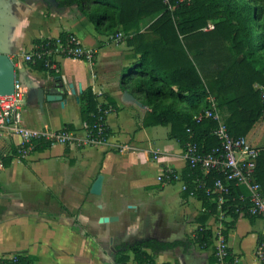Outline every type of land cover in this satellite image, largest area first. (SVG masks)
<instances>
[{"label":"crops","instance_id":"0c3cea01","mask_svg":"<svg viewBox=\"0 0 264 264\" xmlns=\"http://www.w3.org/2000/svg\"><path fill=\"white\" fill-rule=\"evenodd\" d=\"M149 22H141V31ZM63 32L92 49V60L58 56V72L25 60L37 40L58 39ZM0 53L14 61L23 77L19 86L30 92L22 112L26 127L58 130L72 125L83 136L80 96L88 88L99 103L114 105L105 117L108 137L88 145L49 144L19 157L18 136L0 129V260L26 256L35 264H137L130 245L156 240L177 244L158 251L147 248L155 264H216L214 239L200 246L194 232L205 225L214 235L231 217L205 210L199 198L185 194L182 146L169 137V126L146 125L148 107L121 88L123 73L139 57L125 38L100 34L76 6L0 0ZM53 86L66 102L46 100L41 110L34 90ZM98 175L101 190L93 194ZM163 175L167 177L161 181ZM239 187L248 197L247 188ZM102 216L116 220L99 222ZM263 237L264 218L239 215L225 238L232 264H246L245 251L262 264L254 253Z\"/></svg>","mask_w":264,"mask_h":264},{"label":"trees","instance_id":"16d2710c","mask_svg":"<svg viewBox=\"0 0 264 264\" xmlns=\"http://www.w3.org/2000/svg\"><path fill=\"white\" fill-rule=\"evenodd\" d=\"M54 1L59 7L79 8L100 34L111 38L123 34L127 46L139 57L123 73L121 88L148 107L143 121L146 125L169 126V137L182 148L187 141L195 142L200 151H208L219 144L212 134L214 120L203 118L197 122L193 119L194 114L209 107V96L225 113L222 117L232 136H246L257 122L264 120V101L255 86H264V0H256L258 4L254 9L245 3L236 4L235 0ZM254 19L258 22L257 34L249 24ZM144 20L150 22L141 31ZM209 23L213 27L204 30ZM68 35L61 33L60 41ZM36 43L53 47L55 39H40ZM33 65L47 69L42 62ZM80 103L81 118L89 126L98 122L99 107L114 106L99 103L90 88L82 92ZM62 129L74 130L72 125ZM109 132L105 124L103 140ZM47 146V142L35 141L33 150ZM16 153L19 156L17 149ZM254 176L264 194V147L259 150ZM166 177L163 175L161 181ZM172 177L169 174L171 182L174 181ZM223 177L221 171L205 173L199 165L192 167L187 163L182 174L185 194L199 198L205 210L223 211L231 217V222L224 221L222 231L227 239V230L241 211L243 216H254L247 212L248 197L242 196L240 187L233 183L223 203L218 205L214 182ZM194 235L195 241L203 247L211 245L214 239L212 230L205 225H199ZM175 244L177 242L146 240L130 245V249L137 264H155L146 249L164 250ZM232 261L227 247L224 264H232ZM261 262L264 264V260ZM0 264L35 263L30 257L17 256L0 260Z\"/></svg>","mask_w":264,"mask_h":264},{"label":"built area","instance_id":"2783aa9c","mask_svg":"<svg viewBox=\"0 0 264 264\" xmlns=\"http://www.w3.org/2000/svg\"><path fill=\"white\" fill-rule=\"evenodd\" d=\"M165 2L169 3V0H165ZM212 27L213 25L209 23L204 29L208 30ZM122 37L123 34L118 33L114 40H120ZM93 53L92 49L83 48L76 37L73 34H69L63 41H60L59 38L55 39L53 47L35 45L31 52L24 55V58L31 63L42 62L47 69L58 72L56 57L67 56L92 60ZM255 86L264 101V86ZM25 96V89L18 84H15L11 94L0 95V129L18 136L17 152L20 157L26 156L28 151L33 149L35 141L47 142L50 145L59 143L66 146L97 143L103 140L102 132L105 125L103 115L114 111L111 106H107L105 109L99 107L98 122H95L92 126L83 122V136L74 130L30 128L24 125L22 117ZM207 100L209 107L194 114L193 119L197 122L203 118L214 120L216 125L212 134L219 140V144L208 151H200L195 142L187 141L182 149V157L185 163L192 167L199 165L205 173L211 170L222 172L223 179L218 178L214 182L218 205L223 203L225 195L230 192V184L245 186L249 193L248 214L264 218V194H262L261 185L254 176L259 149L254 147L245 136L235 137L230 135L214 98L209 96ZM93 129H96V131L93 132ZM2 167L0 161V168ZM182 188L185 189V186ZM220 213L224 214L223 211ZM240 215H244V213L241 211ZM222 229L223 227L219 226L213 236L215 242L213 253L216 258V264H224L227 256V242L222 234ZM255 255L261 261L264 260V237L256 244Z\"/></svg>","mask_w":264,"mask_h":264},{"label":"water","instance_id":"95a60500","mask_svg":"<svg viewBox=\"0 0 264 264\" xmlns=\"http://www.w3.org/2000/svg\"><path fill=\"white\" fill-rule=\"evenodd\" d=\"M23 72V70H21ZM22 74L20 75L19 69H16L14 61L6 54L0 53V95L11 94L14 90L15 84L22 86ZM55 81L58 77L53 78ZM36 100L39 108L42 110V105L44 101H60L62 103L66 102V98L62 94H58V88L53 86L49 89H44L43 87L35 88ZM30 95V92L26 90V97ZM125 97L128 94L125 93ZM133 98V97H132ZM102 176L98 175L96 180L91 186V193L99 194L101 190ZM116 220L114 216H102L99 218V222H109Z\"/></svg>","mask_w":264,"mask_h":264},{"label":"rangeland","instance_id":"374dc122","mask_svg":"<svg viewBox=\"0 0 264 264\" xmlns=\"http://www.w3.org/2000/svg\"><path fill=\"white\" fill-rule=\"evenodd\" d=\"M235 1H236V4H239V5L245 3L248 6L252 7V9H254V7L258 4V2L256 0H235ZM252 13H253V11H252ZM247 17H248V13H247ZM257 23L258 22L255 19L251 20L249 22L250 26L252 27L253 31L256 34L259 32V28H258ZM108 38L114 40V38H111V37H108ZM112 43H117V42H112ZM113 45H117V44H113ZM255 85H257V84H255ZM73 105H75L74 102H73ZM220 113L224 117L225 113L223 111H221ZM245 137L248 139V141L249 140L251 141V143L254 147L258 148L259 150H260V148H263L264 147V120L257 122ZM173 214H174V211L171 212L172 216H173ZM254 256L256 257L255 260L258 259L259 261H261L256 255H254ZM244 262L246 264H255L254 259L249 254V251H245Z\"/></svg>","mask_w":264,"mask_h":264}]
</instances>
